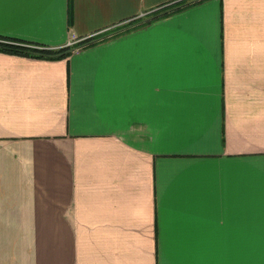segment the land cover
Returning a JSON list of instances; mask_svg holds the SVG:
<instances>
[{"label": "crops", "instance_id": "0c3cea01", "mask_svg": "<svg viewBox=\"0 0 264 264\" xmlns=\"http://www.w3.org/2000/svg\"><path fill=\"white\" fill-rule=\"evenodd\" d=\"M0 36L70 49L0 51V264H264V0H0Z\"/></svg>", "mask_w": 264, "mask_h": 264}, {"label": "trees", "instance_id": "16d2710c", "mask_svg": "<svg viewBox=\"0 0 264 264\" xmlns=\"http://www.w3.org/2000/svg\"><path fill=\"white\" fill-rule=\"evenodd\" d=\"M199 1V0H198ZM186 1H182L179 4L181 7L186 6ZM188 5V4H187ZM0 51L5 53H11L16 55H23L35 58L43 59H60L65 58L69 55V48L51 49L38 45H31L30 42L18 40L15 38H1L0 36Z\"/></svg>", "mask_w": 264, "mask_h": 264}, {"label": "built area", "instance_id": "2783aa9c", "mask_svg": "<svg viewBox=\"0 0 264 264\" xmlns=\"http://www.w3.org/2000/svg\"><path fill=\"white\" fill-rule=\"evenodd\" d=\"M70 44H72V43H70Z\"/></svg>", "mask_w": 264, "mask_h": 264}]
</instances>
